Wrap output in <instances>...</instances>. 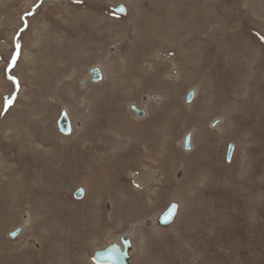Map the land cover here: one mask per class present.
Returning a JSON list of instances; mask_svg holds the SVG:
<instances>
[{
    "label": "rangeland",
    "instance_id": "1",
    "mask_svg": "<svg viewBox=\"0 0 264 264\" xmlns=\"http://www.w3.org/2000/svg\"><path fill=\"white\" fill-rule=\"evenodd\" d=\"M121 238L129 264H264V0H0V264Z\"/></svg>",
    "mask_w": 264,
    "mask_h": 264
},
{
    "label": "water",
    "instance_id": "2",
    "mask_svg": "<svg viewBox=\"0 0 264 264\" xmlns=\"http://www.w3.org/2000/svg\"><path fill=\"white\" fill-rule=\"evenodd\" d=\"M115 11L119 13L125 12L124 6H118L115 8ZM92 78L94 81H98L101 78V73L97 68L92 69ZM16 94H14L9 100L5 102L6 106L13 104L16 99ZM188 100L193 97L192 93H189ZM135 111L139 113V116L142 115V111H139L137 108H135ZM58 127L59 130L65 134H69L71 132V122L65 112L62 113L61 117L58 120ZM185 147L189 149L190 147V138L187 136L185 138ZM233 145H230L229 149V156L231 154V149ZM84 190L82 188L78 189L75 193V196L80 198L83 196ZM177 212V206L172 205L167 210H165L159 217V223L161 225H168L172 223L175 219V215ZM14 235V234H12ZM121 247L117 243L110 244L104 249L96 250L93 254V259L97 264H129L130 262V247L131 243L129 239L127 238H121Z\"/></svg>",
    "mask_w": 264,
    "mask_h": 264
},
{
    "label": "bare ground",
    "instance_id": "3",
    "mask_svg": "<svg viewBox=\"0 0 264 264\" xmlns=\"http://www.w3.org/2000/svg\"><path fill=\"white\" fill-rule=\"evenodd\" d=\"M69 118V117H68ZM70 120V119H69ZM71 130H72V128H71ZM129 179H130V181L131 180H134L135 178H134V176H130V177H128ZM129 183V182H128ZM84 190V189H83ZM117 244H119L121 247H123L122 245H121V243H117Z\"/></svg>",
    "mask_w": 264,
    "mask_h": 264
}]
</instances>
